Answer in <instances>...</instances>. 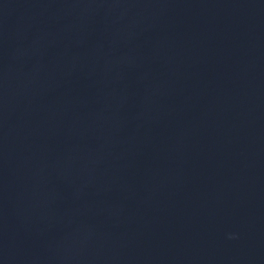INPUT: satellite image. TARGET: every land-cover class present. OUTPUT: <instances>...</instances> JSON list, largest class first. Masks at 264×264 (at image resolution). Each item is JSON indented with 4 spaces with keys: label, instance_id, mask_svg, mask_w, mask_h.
Segmentation results:
<instances>
[{
    "label": "water",
    "instance_id": "1",
    "mask_svg": "<svg viewBox=\"0 0 264 264\" xmlns=\"http://www.w3.org/2000/svg\"><path fill=\"white\" fill-rule=\"evenodd\" d=\"M0 264H264V0H0Z\"/></svg>",
    "mask_w": 264,
    "mask_h": 264
}]
</instances>
